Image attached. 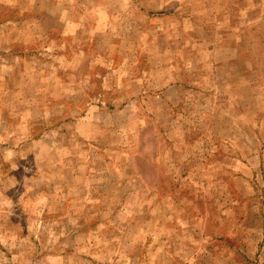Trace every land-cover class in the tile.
Segmentation results:
<instances>
[{
	"label": "rangeland",
	"instance_id": "obj_1",
	"mask_svg": "<svg viewBox=\"0 0 264 264\" xmlns=\"http://www.w3.org/2000/svg\"><path fill=\"white\" fill-rule=\"evenodd\" d=\"M0 264H264V0H0Z\"/></svg>",
	"mask_w": 264,
	"mask_h": 264
}]
</instances>
